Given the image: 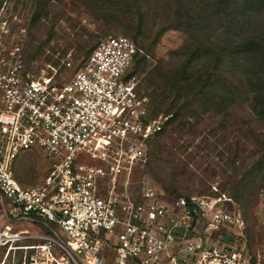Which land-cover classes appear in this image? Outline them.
Masks as SVG:
<instances>
[{
	"label": "built area",
	"instance_id": "obj_1",
	"mask_svg": "<svg viewBox=\"0 0 264 264\" xmlns=\"http://www.w3.org/2000/svg\"><path fill=\"white\" fill-rule=\"evenodd\" d=\"M4 10L0 264H264L237 244L244 218L216 184L172 197L143 175L132 188L172 113L150 115L136 69L145 54L130 37L107 35L76 62L40 64L27 59L25 24ZM35 150L48 169L23 186L15 162Z\"/></svg>",
	"mask_w": 264,
	"mask_h": 264
},
{
	"label": "rangeland",
	"instance_id": "obj_2",
	"mask_svg": "<svg viewBox=\"0 0 264 264\" xmlns=\"http://www.w3.org/2000/svg\"><path fill=\"white\" fill-rule=\"evenodd\" d=\"M202 1L186 0L184 3L197 7ZM33 2L3 0L1 6L5 4L4 11L25 24L27 48L31 52L38 44L43 45L34 57L40 64L48 59L51 63L57 61L59 65L68 54L76 62L105 36L123 34L144 52L145 56L139 58L136 69L146 74L160 60H168L171 50L185 49L195 43L193 32L187 31L178 12L177 0H51L52 12L38 20H33L31 16ZM249 8L243 11L247 20L264 27V13L256 16L260 10L254 5ZM226 20L216 21L218 31L225 30ZM230 112L224 119L220 116L211 118L207 112L197 123L194 135L189 130L176 137L173 152L177 154L179 145L185 149L178 154L179 160L167 158L165 165L169 166L166 170L170 178L165 184L172 190L173 196L209 193L211 185L216 184L220 191L235 200L244 218L245 229L237 244L252 259L260 257L264 260V187H259L262 184L257 183L256 187L251 188L252 193L248 198L241 193L235 195V187L227 181L223 171L227 168V157L236 145L244 151L243 155L254 149L260 152V144L264 143V123L258 121L245 104L232 107ZM188 120L193 123L195 118L189 117ZM247 129L253 131V138L245 140L244 136L249 133ZM174 163L177 165L175 168ZM48 165L46 158L37 150L21 154L15 162V170L22 168L21 181L16 177L23 186L35 185L46 174ZM263 170H258L256 175H263ZM227 172L229 174L230 170L227 169ZM143 175H150L159 187L164 184L154 177L151 170H145L135 173L132 188H138ZM221 235L215 236L220 238Z\"/></svg>",
	"mask_w": 264,
	"mask_h": 264
},
{
	"label": "trees",
	"instance_id": "obj_3",
	"mask_svg": "<svg viewBox=\"0 0 264 264\" xmlns=\"http://www.w3.org/2000/svg\"><path fill=\"white\" fill-rule=\"evenodd\" d=\"M185 1L177 0L178 12L187 31L193 32L195 43L185 49L171 50L168 60H160L152 66L142 80L150 99V115L163 112L172 113V117L148 141V161L138 171L151 170L154 177L164 183L160 188L172 197L179 195L173 196L165 184L170 178L166 170L169 166L165 165L167 158L179 160L178 154L185 148L179 145L177 154L173 152L176 137L189 130L194 135L203 114L209 112L211 118H223L231 114L232 107L245 104L249 112L264 123V27L247 20L243 13L250 9V5L260 10L256 16L264 13V0H203L197 7L186 5ZM2 3L0 0V6ZM52 5L51 0H34L33 20L47 17L52 12ZM224 19L228 20L225 30L218 31L216 21ZM42 46L38 44L33 52L28 49L27 59H34ZM53 63L58 64L57 61ZM189 117L195 118L193 123ZM246 131L249 133L244 139L253 138V131ZM260 148V152L253 148L243 155L244 151L236 145L235 150L229 153L227 168L223 171L227 181L234 185L235 195L241 193L248 198L251 188L257 183L264 187V174L256 175L258 170L264 169V143ZM257 153L259 155L255 159ZM21 170H15L20 181Z\"/></svg>",
	"mask_w": 264,
	"mask_h": 264
}]
</instances>
